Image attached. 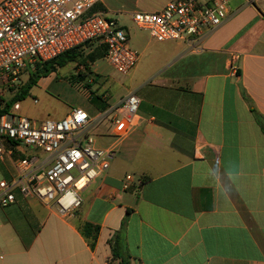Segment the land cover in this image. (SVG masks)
<instances>
[{
    "label": "crops",
    "instance_id": "0c3cea01",
    "mask_svg": "<svg viewBox=\"0 0 264 264\" xmlns=\"http://www.w3.org/2000/svg\"><path fill=\"white\" fill-rule=\"evenodd\" d=\"M125 1L100 0L95 10L117 16ZM146 2L135 0V12H149ZM128 44L136 65L111 77L127 92H100L108 78L94 64L107 62L105 47L89 44L83 59L69 62L80 64L71 84L90 85L87 103L63 101L54 119L84 110L96 145L110 148L111 112L134 93L137 128L121 139L105 174L81 191L73 215L15 190V202L0 206V264H264V133L252 111L264 120V0H230L227 20L204 35L199 51L129 31ZM4 148L10 154L0 160V180L10 181L28 151L10 141ZM126 175L134 181L123 190Z\"/></svg>",
    "mask_w": 264,
    "mask_h": 264
},
{
    "label": "built area",
    "instance_id": "2783aa9c",
    "mask_svg": "<svg viewBox=\"0 0 264 264\" xmlns=\"http://www.w3.org/2000/svg\"><path fill=\"white\" fill-rule=\"evenodd\" d=\"M100 0H2L0 2V80L13 85L37 62L79 46L105 47V59L121 75H127L139 56L128 44V30L119 21L93 8ZM230 0H170L159 11L130 14L138 29L158 42L179 41L199 51L205 34L227 20ZM238 55L230 57L235 71ZM139 98L124 96L111 112L110 148L96 145L88 114L73 107L61 119L39 124L18 115V105L0 114V160L10 151L4 142L22 145L26 157L14 162L10 181L0 180V206L15 202L14 191L34 197L62 217L73 215L81 206L80 193L110 166L117 145L139 124ZM126 175L121 188L132 185ZM140 183V182H139ZM130 264H139L131 261Z\"/></svg>",
    "mask_w": 264,
    "mask_h": 264
},
{
    "label": "rangeland",
    "instance_id": "374dc122",
    "mask_svg": "<svg viewBox=\"0 0 264 264\" xmlns=\"http://www.w3.org/2000/svg\"><path fill=\"white\" fill-rule=\"evenodd\" d=\"M1 1L2 0H0V2ZM146 3L148 4V9L144 11L149 12L159 10L163 4L162 0H147ZM136 8L135 0H126L124 2V6L121 8V12L123 13L119 14L120 16L117 15L112 17L116 18L121 25L126 26L130 36H132L134 33H143L144 35H148L147 32L138 29L130 18V14H132V12L134 13L135 10H137ZM81 51H84V49ZM84 54L85 53L82 52V55ZM80 58L83 59V56ZM80 58H78V60ZM79 65L80 64H77L74 69L73 64L68 63L64 67L60 69L58 68L55 76L49 77L48 80H42L40 86L33 87L30 91V95L18 102L21 105V109L18 111V113L34 120H37V118L54 119L55 116L63 113L66 109L63 101L67 100L70 102V106L87 103L89 91L85 88H79V86L76 84H71L69 79L70 74L74 73L73 70L79 69ZM94 68L98 73L104 76L101 78H108L105 82V85L100 88L101 93L104 92L106 95L109 94L111 96H115V94H119L120 92L123 94L127 92L129 88L127 83L123 82V84L120 83L119 85L112 84L113 82L111 77L113 76L114 69L106 61L98 60L94 64ZM31 71L23 74V76H21L13 85H9L0 80L1 104L8 102L18 91L19 87L26 83ZM53 72H50L49 74ZM120 77L124 79V76ZM96 85L98 86V84ZM33 98H36L37 101L33 102Z\"/></svg>",
    "mask_w": 264,
    "mask_h": 264
},
{
    "label": "trees",
    "instance_id": "16d2710c",
    "mask_svg": "<svg viewBox=\"0 0 264 264\" xmlns=\"http://www.w3.org/2000/svg\"><path fill=\"white\" fill-rule=\"evenodd\" d=\"M94 10H95V7L93 8V11ZM83 48H84V46L75 47V48H72L70 50H67V51L57 55L53 59L46 60L43 62H37L34 65L26 83L19 87L18 91L14 94V96L8 102H6L4 104H1V102H0V114L7 112L17 101H21L26 96H28V92H29L30 88L36 84L37 80L40 77H44V76L48 75L50 72H53L57 67H62L64 65L68 64L69 62L76 61V59L78 57L82 56L83 51H81V50ZM86 89L89 90L90 85H87ZM90 93H92V92L90 91ZM252 111H253L255 120L257 121L258 125L260 126V128L262 129V131L264 133V120L253 109H252ZM89 230H90V225L88 223H86L84 225L83 230H82L83 234L86 237L91 233ZM92 230H94V229H92ZM94 232H95V230H94ZM123 264H127V263L123 262Z\"/></svg>",
    "mask_w": 264,
    "mask_h": 264
}]
</instances>
